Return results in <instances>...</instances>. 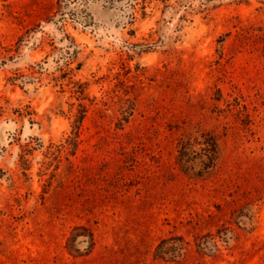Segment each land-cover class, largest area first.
Instances as JSON below:
<instances>
[{
    "label": "rangeland",
    "instance_id": "1",
    "mask_svg": "<svg viewBox=\"0 0 264 264\" xmlns=\"http://www.w3.org/2000/svg\"><path fill=\"white\" fill-rule=\"evenodd\" d=\"M0 264H264V0H0Z\"/></svg>",
    "mask_w": 264,
    "mask_h": 264
}]
</instances>
